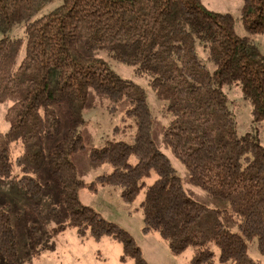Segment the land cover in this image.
Wrapping results in <instances>:
<instances>
[{
    "label": "trees",
    "instance_id": "trees-1",
    "mask_svg": "<svg viewBox=\"0 0 264 264\" xmlns=\"http://www.w3.org/2000/svg\"><path fill=\"white\" fill-rule=\"evenodd\" d=\"M59 5L44 13L54 2ZM241 20L251 36L264 34V0H242ZM24 28V38L15 31ZM207 52L209 69L198 49ZM110 59L148 75L150 87L171 116L163 137L189 172L190 183L228 203L210 209L186 193L169 158L156 146L154 116L147 93L121 78ZM240 88L252 106L255 123L264 121V56L250 37H240L230 14L208 11L201 0H0V104L7 105L6 133L0 134V179L17 178L31 199L44 187L40 172L47 166L69 222L53 235L73 229L96 242H118L134 264H149L129 232L83 205L80 192L119 188L132 205L146 189L140 210L143 232L167 242L173 256L193 250L190 264H260L248 253L257 240L264 256V147L257 136H239L224 90ZM89 93L110 102V111L126 102L125 131L136 126L132 145L111 142L91 149L95 165L109 174L87 184L78 176L75 154L86 149L81 128ZM69 111L68 134L47 154L45 140L55 139L62 124L54 106ZM120 127L114 132L118 134ZM15 149L19 153L14 155ZM21 171L15 176V171ZM156 176L148 186L146 179ZM236 217L238 233L223 219ZM0 254L17 261L11 215L0 209Z\"/></svg>",
    "mask_w": 264,
    "mask_h": 264
},
{
    "label": "rangeland",
    "instance_id": "rangeland-1",
    "mask_svg": "<svg viewBox=\"0 0 264 264\" xmlns=\"http://www.w3.org/2000/svg\"><path fill=\"white\" fill-rule=\"evenodd\" d=\"M203 6L210 12L230 14L235 19V29L240 37H250L259 47L264 56V34L249 35L241 20L242 0H201ZM54 2L44 13L50 12L59 5ZM15 35L24 38V28L20 27ZM199 55L204 64L212 70L208 61L207 52L199 48ZM94 57L107 62L112 71L121 78L129 80L147 93V99L151 112L154 116L153 137L157 148L165 154L175 168L177 175L182 180L187 195L195 202L203 206L226 210L228 203L211 197L200 188L193 186L190 175L185 165L175 158L171 149L164 140L163 132L168 126L171 116L166 113L165 103L160 101L156 92L150 87L151 78L140 74L134 67L121 64L110 59L106 52H96ZM228 99L229 108L236 118L239 136L247 134L257 136L260 144L264 147V121L255 123L252 116L251 104L243 98L241 90L237 86L228 87L224 90ZM7 105L0 104V134L8 131L9 125L5 121ZM62 124V131L55 139L45 140V151L49 154L55 146L68 134L70 127L69 111L65 104L54 106ZM128 105L120 104L115 112L110 111V102L89 93L85 110L86 124L81 128V135L86 149L75 154L73 162L77 168L78 176L88 185L97 177L109 174L112 170L108 165H95L90 162L91 149H103L111 142H126L132 145L135 140L136 126L130 121L125 131L122 118ZM116 127L120 132L115 134ZM19 149H15L17 156ZM20 176L17 169L15 176ZM156 180V176L146 179L145 183L150 186ZM40 181L44 187L40 199H31L18 187L16 177L11 180L0 179V209L3 208L11 215L16 233L17 261L16 264H134L124 256L122 246L111 239L105 238L96 242L89 235L81 238L73 229L67 228L63 234L53 235V230L69 222L68 214L62 205L57 185L49 174L47 166L40 172ZM146 189H143L137 200L132 205H126L121 198L119 188L101 187L93 192L89 188L80 192L83 205L89 206L100 213L107 221L119 225L134 238L142 251L143 257L149 264H190L193 250L189 249L182 256H173L166 241L157 234L146 235L143 232L144 216L140 210V203L144 200ZM224 224L232 233H238L236 217L223 219ZM215 263L219 264V251L213 246ZM249 256L260 264H264V256L258 251L257 240L248 243ZM0 264H10L8 259L0 254Z\"/></svg>",
    "mask_w": 264,
    "mask_h": 264
}]
</instances>
